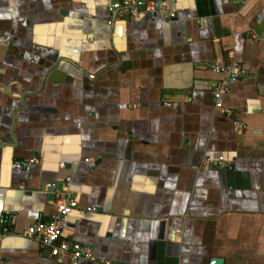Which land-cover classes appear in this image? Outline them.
I'll list each match as a JSON object with an SVG mask.
<instances>
[{"label": "crops", "instance_id": "0c3cea01", "mask_svg": "<svg viewBox=\"0 0 264 264\" xmlns=\"http://www.w3.org/2000/svg\"><path fill=\"white\" fill-rule=\"evenodd\" d=\"M113 1L0 0V264H66L22 236L66 180L61 237L96 260L264 264V0Z\"/></svg>", "mask_w": 264, "mask_h": 264}, {"label": "built area", "instance_id": "2783aa9c", "mask_svg": "<svg viewBox=\"0 0 264 264\" xmlns=\"http://www.w3.org/2000/svg\"><path fill=\"white\" fill-rule=\"evenodd\" d=\"M106 12L109 17L108 24H113L115 20L123 18L136 20L141 15H147L149 18L162 15L167 20L175 18V15L169 11L167 4L159 0H117L107 5ZM223 72L224 80L213 90L214 106L218 109L222 108V104L219 101L221 95L232 84L236 83L243 74L240 67L234 63L227 65ZM194 87L196 89L202 88L199 82H195ZM35 162V159L28 160L26 172L29 171L30 166ZM82 162L89 167H93L95 164L92 159H84ZM212 163L220 166L222 165V159L219 158L216 162L208 158L203 160L204 166ZM68 186L69 180H66L65 187L55 195V211L49 219L31 224L25 228L22 236L46 249L50 258L64 261L66 264H116L110 260H96L88 248L61 237V221L78 208L77 202L68 194ZM86 211L94 212L95 209L89 208ZM3 231L4 233L6 232V230Z\"/></svg>", "mask_w": 264, "mask_h": 264}, {"label": "water", "instance_id": "95a60500", "mask_svg": "<svg viewBox=\"0 0 264 264\" xmlns=\"http://www.w3.org/2000/svg\"><path fill=\"white\" fill-rule=\"evenodd\" d=\"M62 187V183L57 184L54 188H52L51 192L52 194L50 195V199L54 201L55 195L54 192H60ZM72 198V197H71ZM73 199V198H72ZM75 200V199H74ZM76 201V200H75ZM211 264H221V260H212Z\"/></svg>", "mask_w": 264, "mask_h": 264}]
</instances>
